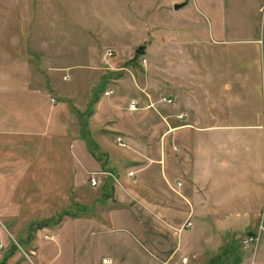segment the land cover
<instances>
[{"label": "crops", "instance_id": "crops-1", "mask_svg": "<svg viewBox=\"0 0 264 264\" xmlns=\"http://www.w3.org/2000/svg\"><path fill=\"white\" fill-rule=\"evenodd\" d=\"M195 5L208 18L207 38H195L182 53L192 57L196 82L185 84L182 74L178 78L164 69L174 76L165 79L169 84L178 80L176 110L155 97V91L172 97L164 86L139 85L130 71L129 84L119 80L114 92L103 93L111 96L117 91L115 96L88 102L86 117L74 120L73 114L66 115L63 102H50L49 93L33 81V72H7L0 83L8 89L0 95V155L6 153L7 139L20 150L18 163L29 162L22 158L20 147H40V154L53 158L44 168L53 174L38 178V183L24 176L6 178L0 159V187L6 188L0 198V264H53L47 249L51 242L58 244L56 232L69 219L139 236L148 253L130 243L134 247L130 246L128 255L134 264H250L254 256L262 264L264 233L254 251L244 247L241 239L257 230L264 199L255 204L246 193V205L233 206L235 198L222 189L224 179L219 175H224L228 158L240 153L233 138H242L245 170L264 173L259 158L261 145L264 151V20L262 28L258 17L264 0H195ZM33 91L45 97L46 112L40 114ZM218 107L224 109L220 116ZM74 156L85 164L89 183L91 172H98V183H90L99 190L98 209L90 211L85 202L76 203L70 209L78 215L59 223L51 220L55 216L41 217L37 225L16 230L10 222L14 216L6 210L11 199L8 188L60 185L61 160L70 172L64 184L73 183ZM21 168L26 170L25 165ZM186 219L190 226L183 225ZM81 238L78 261L73 254L71 259L74 264H90L91 251L106 243L103 237ZM73 246L71 238L72 251ZM116 251L122 258L120 246ZM104 258L109 262H103ZM101 261L111 264L113 259L102 256Z\"/></svg>", "mask_w": 264, "mask_h": 264}, {"label": "rangeland", "instance_id": "rangeland-1", "mask_svg": "<svg viewBox=\"0 0 264 264\" xmlns=\"http://www.w3.org/2000/svg\"><path fill=\"white\" fill-rule=\"evenodd\" d=\"M180 1L183 0H0V83L7 78V72L17 73L18 69H27L34 73L33 81L39 82V87L45 89L49 97H54L55 101L50 102L56 104L59 101V105L63 102L66 115L73 114L71 116L75 120L77 116L86 117L89 111L86 106L92 100L95 103L101 97L108 99L117 92L111 96L103 95L105 89L112 88L114 92L121 79L124 84H129L127 78L132 71L139 85L164 86L172 96L169 102L171 110H176L178 80L169 84L165 79L174 76L166 74L164 69L177 73L178 78L182 74L185 84L196 82L191 70L192 57L185 58L182 51L184 47H192L195 38H207L208 28V18L200 13L195 0H188L175 8L174 3ZM258 17L263 28L264 8L258 11ZM141 44L142 53L136 50ZM109 49L112 54H108ZM67 74L69 78L65 76ZM14 75L17 77V74ZM7 90L0 87V95ZM155 93L161 101L162 94ZM32 96L39 104L36 105H41L40 114L46 112L45 97L36 91ZM91 106L93 108V104ZM223 110L218 107V116ZM241 139L233 138L235 149L240 153L233 159L228 158L224 175H219L224 179L222 184L225 187L222 189L232 192L235 198L232 205L235 207L246 205V193L255 204L264 199V173L245 170L247 160L241 153ZM10 142V139L5 140L3 147L6 153L0 155V159L4 160L3 163L0 161L3 164L1 170L8 173L6 178L24 176L36 179L30 182L33 183L38 178L45 179L53 174L44 170L53 158L49 154H40V147H20L24 151L22 158L29 161L24 164L23 161L18 163L16 154L20 150L17 146L11 147ZM261 148L259 158L264 162L262 145ZM42 158H45L44 162L40 161ZM74 158L71 163L75 172L73 183L64 184L70 172L61 160L57 171L58 179H62L60 185H16L8 188L11 199L6 210L14 216L10 222H14L16 230L29 228L30 224L37 225L41 217L50 218L52 215L55 218L51 217V220L59 223L70 215H78L70 209L75 208L76 203L85 202L90 211L98 209V187L88 182L85 164L78 163L76 156ZM23 165L26 166L25 171L21 168ZM3 189L6 190L0 187V198ZM222 189L219 188V191L223 192ZM82 235L89 240L103 237L106 243L104 248L91 251L90 264H103L102 256L111 257V264H134L128 255L133 244L148 253L147 244L129 230H114L87 221L83 223L82 219H69L63 221L56 232L58 244L51 242L47 249L53 264H74L71 254L78 261L76 249L81 246ZM71 238L74 241L73 251ZM118 246L123 254L120 259L116 255ZM252 260L250 264H258V256ZM83 263L80 261L77 264Z\"/></svg>", "mask_w": 264, "mask_h": 264}, {"label": "built area", "instance_id": "built-area-1", "mask_svg": "<svg viewBox=\"0 0 264 264\" xmlns=\"http://www.w3.org/2000/svg\"><path fill=\"white\" fill-rule=\"evenodd\" d=\"M113 51L111 49H109L108 54H112ZM113 90L109 89V90H105L104 94H109L111 93ZM51 101H55L54 97H50ZM161 100L165 101V102H171L172 98L171 97H166V96H161ZM130 107L134 108L135 104L134 102H131ZM118 142L120 143V139L118 138ZM132 171H129V174H132ZM98 172H91V176H90V183L92 185H95L98 183V177H97ZM179 183V182H178ZM191 221L189 219L185 220V223L183 224L184 226H190L191 225ZM262 233H264V211L260 214L259 220H258V224H257V230L253 233H248L246 234L242 239H241V244L244 247H253V249L255 250L257 247V244L259 243L260 237L262 235ZM186 260V257L183 258V261ZM103 262L108 263L109 259L108 258H104ZM262 264H264V261L262 262Z\"/></svg>", "mask_w": 264, "mask_h": 264}, {"label": "water", "instance_id": "water-1", "mask_svg": "<svg viewBox=\"0 0 264 264\" xmlns=\"http://www.w3.org/2000/svg\"><path fill=\"white\" fill-rule=\"evenodd\" d=\"M188 0H183V1H180V2H176L174 3V7L175 8H178L179 6L185 4ZM138 52L142 53L144 51L143 49V45L141 44L139 47H137L136 49Z\"/></svg>", "mask_w": 264, "mask_h": 264}, {"label": "trees", "instance_id": "trees-1", "mask_svg": "<svg viewBox=\"0 0 264 264\" xmlns=\"http://www.w3.org/2000/svg\"><path fill=\"white\" fill-rule=\"evenodd\" d=\"M93 102V101H92Z\"/></svg>", "mask_w": 264, "mask_h": 264}]
</instances>
